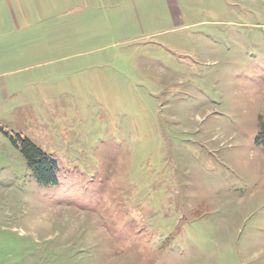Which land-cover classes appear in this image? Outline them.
<instances>
[{"label": "rangeland", "instance_id": "374dc122", "mask_svg": "<svg viewBox=\"0 0 264 264\" xmlns=\"http://www.w3.org/2000/svg\"><path fill=\"white\" fill-rule=\"evenodd\" d=\"M260 121L264 0H0V264H264Z\"/></svg>", "mask_w": 264, "mask_h": 264}, {"label": "trees", "instance_id": "16d2710c", "mask_svg": "<svg viewBox=\"0 0 264 264\" xmlns=\"http://www.w3.org/2000/svg\"><path fill=\"white\" fill-rule=\"evenodd\" d=\"M12 140L13 145L21 152L29 170L34 174L36 182L43 187H59L56 177L58 166L55 160L49 158L37 146L19 134ZM255 145L264 148V122L260 121L259 130L255 137Z\"/></svg>", "mask_w": 264, "mask_h": 264}]
</instances>
